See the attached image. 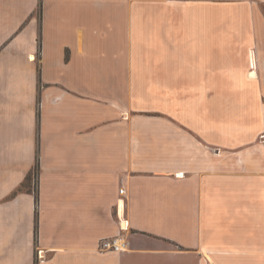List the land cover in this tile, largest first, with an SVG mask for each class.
Listing matches in <instances>:
<instances>
[{
    "label": "crops",
    "instance_id": "crops-1",
    "mask_svg": "<svg viewBox=\"0 0 264 264\" xmlns=\"http://www.w3.org/2000/svg\"><path fill=\"white\" fill-rule=\"evenodd\" d=\"M262 134L264 0H0V264H264Z\"/></svg>",
    "mask_w": 264,
    "mask_h": 264
},
{
    "label": "built area",
    "instance_id": "built-area-1",
    "mask_svg": "<svg viewBox=\"0 0 264 264\" xmlns=\"http://www.w3.org/2000/svg\"><path fill=\"white\" fill-rule=\"evenodd\" d=\"M264 139V134L261 135ZM123 221L120 222L119 233L115 236L101 238L99 240V248L101 250H110V251H120L123 250L126 246V242L122 236V231L124 230V226H122ZM38 259H43L44 252L42 250H38Z\"/></svg>",
    "mask_w": 264,
    "mask_h": 264
},
{
    "label": "trees",
    "instance_id": "trees-1",
    "mask_svg": "<svg viewBox=\"0 0 264 264\" xmlns=\"http://www.w3.org/2000/svg\"><path fill=\"white\" fill-rule=\"evenodd\" d=\"M37 171V164L35 165L34 169L32 172L26 177L25 181L22 183V187H24V184L28 182V186H31V182H33L35 174Z\"/></svg>",
    "mask_w": 264,
    "mask_h": 264
},
{
    "label": "rangeland",
    "instance_id": "rangeland-1",
    "mask_svg": "<svg viewBox=\"0 0 264 264\" xmlns=\"http://www.w3.org/2000/svg\"><path fill=\"white\" fill-rule=\"evenodd\" d=\"M263 139V138H262ZM34 181V180H33ZM31 184H32V182H31ZM34 184V183H33ZM28 186V182H26L25 184H24V187H27Z\"/></svg>",
    "mask_w": 264,
    "mask_h": 264
},
{
    "label": "bare ground",
    "instance_id": "bare-ground-1",
    "mask_svg": "<svg viewBox=\"0 0 264 264\" xmlns=\"http://www.w3.org/2000/svg\"><path fill=\"white\" fill-rule=\"evenodd\" d=\"M124 222V221H123ZM122 226H125V224L124 223H122Z\"/></svg>",
    "mask_w": 264,
    "mask_h": 264
}]
</instances>
